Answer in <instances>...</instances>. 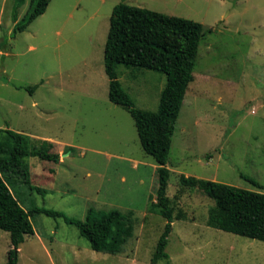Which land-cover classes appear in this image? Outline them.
<instances>
[{
    "label": "rangeland",
    "instance_id": "374dc122",
    "mask_svg": "<svg viewBox=\"0 0 264 264\" xmlns=\"http://www.w3.org/2000/svg\"><path fill=\"white\" fill-rule=\"evenodd\" d=\"M15 0H0V128L43 140L59 162L27 158L31 186L4 176L26 210L84 220L89 208L132 213L133 235L118 254L95 252L63 218L34 214L18 264H150L165 220L156 203L157 164L145 154L129 113L108 100L103 49L119 2L198 22L203 37L172 136L166 195L172 230L156 264H264V242L207 226L214 200L179 176L264 193V0H51L13 33ZM29 8L24 0L17 20ZM135 107L156 111L163 73L114 66ZM37 85L31 93L26 87ZM252 178L258 189L240 176ZM40 189V192L35 190ZM41 240H40V237ZM11 248L0 230V264Z\"/></svg>",
    "mask_w": 264,
    "mask_h": 264
},
{
    "label": "trees",
    "instance_id": "16d2710c",
    "mask_svg": "<svg viewBox=\"0 0 264 264\" xmlns=\"http://www.w3.org/2000/svg\"><path fill=\"white\" fill-rule=\"evenodd\" d=\"M51 0H29V8L23 20H17L18 9L24 0H15L11 19L15 23L13 33L25 30L38 16L45 13ZM203 37L200 23L176 16H169L146 8L116 4L111 12L103 49L104 72L108 78V100L124 108L133 120L143 152L156 162V203L153 204L165 220L150 264L168 259L165 252L167 238L174 220L173 208L166 195L169 179L168 153L177 118L190 83L198 48ZM134 66L165 75V85L159 95L156 111L142 110L122 88L114 66ZM31 93L37 85L26 87ZM58 163L59 156L48 151L46 141L36 149H30L27 135L8 128H0V230L9 235L11 248L6 264H18V248L26 236L34 235L30 217L44 214L63 218L78 230L95 252L118 254L133 235L132 213L117 209L95 210L89 208L84 220L67 217L59 211L33 208L26 211L12 195L4 176L21 177L30 189L27 158ZM254 187H263L245 176H240ZM185 187L197 188L214 200L217 209L208 213L207 226L223 232L264 242V193L245 190L216 181L179 176ZM40 192V189L35 187Z\"/></svg>",
    "mask_w": 264,
    "mask_h": 264
},
{
    "label": "crops",
    "instance_id": "0c3cea01",
    "mask_svg": "<svg viewBox=\"0 0 264 264\" xmlns=\"http://www.w3.org/2000/svg\"><path fill=\"white\" fill-rule=\"evenodd\" d=\"M16 129H17V130H15L14 132H16V133H20V134H24V135H27V136L29 137V140L32 139V137H33L32 134H30V133L27 132L26 130H24V129H22V128H16ZM12 131H13V130H12ZM43 141H44V140H43ZM40 145H41V144H40ZM58 162H59V161H58ZM34 234H36V233H35V230H34ZM39 237H40V236H39ZM25 238H26V237H25ZM25 238H24V239H25ZM41 238H42V237H40V240H41ZM42 239H43V238H42ZM23 242H24V241H23ZM23 242H22V243H23Z\"/></svg>",
    "mask_w": 264,
    "mask_h": 264
}]
</instances>
